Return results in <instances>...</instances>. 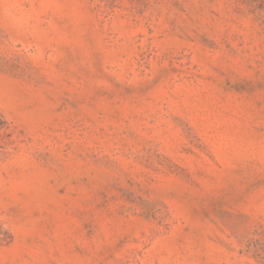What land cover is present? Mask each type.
Masks as SVG:
<instances>
[{
  "label": "rangeland",
  "instance_id": "1",
  "mask_svg": "<svg viewBox=\"0 0 264 264\" xmlns=\"http://www.w3.org/2000/svg\"><path fill=\"white\" fill-rule=\"evenodd\" d=\"M0 264H264V0H0Z\"/></svg>",
  "mask_w": 264,
  "mask_h": 264
}]
</instances>
